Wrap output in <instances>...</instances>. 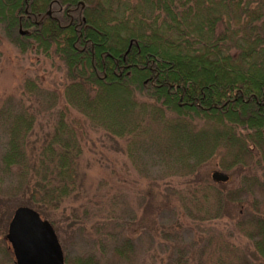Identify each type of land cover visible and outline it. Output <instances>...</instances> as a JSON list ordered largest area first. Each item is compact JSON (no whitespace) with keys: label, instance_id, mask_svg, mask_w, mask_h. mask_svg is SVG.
<instances>
[{"label":"trees","instance_id":"1","mask_svg":"<svg viewBox=\"0 0 264 264\" xmlns=\"http://www.w3.org/2000/svg\"><path fill=\"white\" fill-rule=\"evenodd\" d=\"M0 27L21 54L58 62L63 73L62 93L27 80L0 107V196L52 224L65 264H130L137 250L119 217L95 220L88 233L87 209L83 220L76 214L89 131L129 139L130 157L176 181L159 188L175 200L167 203L172 214L193 215L189 194L200 222L227 219L221 259L264 264V0H0ZM33 101L47 102L53 116L34 158L41 113L27 107ZM214 159L221 170L242 173L237 188H226L228 174L226 184L201 175ZM214 197L217 206L203 204ZM58 211L78 227L73 243L85 252L62 245ZM169 235L166 264H192Z\"/></svg>","mask_w":264,"mask_h":264},{"label":"rangeland","instance_id":"2","mask_svg":"<svg viewBox=\"0 0 264 264\" xmlns=\"http://www.w3.org/2000/svg\"><path fill=\"white\" fill-rule=\"evenodd\" d=\"M53 61L55 62V59ZM57 63L34 53L21 54L4 39L0 27V107L8 97L20 96L27 80H36L44 90H53L58 86L56 88L62 93L59 84L63 80V73L60 68L57 69ZM59 105L55 106V111L59 109ZM27 107L41 113L39 125L32 138L34 146L31 156L34 158L51 134L53 116L47 111V102L33 101L31 104L27 103ZM84 138L86 143L77 165L79 191L72 200L79 218L84 217L83 210L87 209L90 216L86 226L88 233H94L92 229L99 218L102 220L110 214L111 217H119L120 221L131 226L124 235L138 239L137 250L130 264H166L169 255L173 253L171 249L174 244L169 233L179 237L182 241L180 246L187 247L188 257L193 260L192 264H237L234 259L220 258L226 252H222L220 245L223 242L222 234L229 229L227 219L222 223L216 219L213 222H200L195 213L198 210L190 201L189 194L186 197V205L193 215L184 217L178 212L172 214L167 203L173 206L175 200L166 197L163 199L164 195H160L159 188L164 189L166 182L173 181L161 180L160 175H157L158 168L150 161H143L142 157H130L129 139H112L104 136L102 131H89ZM133 154L139 155L137 152ZM201 169V175H207L209 179L215 171L228 174L231 177L230 183L226 184L228 189L237 188L242 177L241 172L221 170L217 159ZM171 185L176 187V181ZM201 198L199 197V201ZM203 204L217 206V199L214 197L208 201L203 200ZM18 207L19 202L0 196V264H15L6 236ZM233 211L235 213L238 209ZM68 216L69 214L64 215L62 211L53 214L63 239L62 245L73 249L72 254H80L86 249H83L81 243L74 245L73 239L78 236V227L73 229L72 218L69 219ZM104 223L107 224L104 231L111 230L113 220H105ZM184 232L190 233L189 239L184 236Z\"/></svg>","mask_w":264,"mask_h":264},{"label":"water","instance_id":"3","mask_svg":"<svg viewBox=\"0 0 264 264\" xmlns=\"http://www.w3.org/2000/svg\"><path fill=\"white\" fill-rule=\"evenodd\" d=\"M80 5L84 7L83 3ZM229 179L223 172L212 174V180L218 184H226ZM6 240L11 245L16 264H65V256L52 224L33 209L22 207L15 211Z\"/></svg>","mask_w":264,"mask_h":264},{"label":"flooded vegetation","instance_id":"4","mask_svg":"<svg viewBox=\"0 0 264 264\" xmlns=\"http://www.w3.org/2000/svg\"><path fill=\"white\" fill-rule=\"evenodd\" d=\"M12 250V249H11ZM13 252V251H12Z\"/></svg>","mask_w":264,"mask_h":264}]
</instances>
